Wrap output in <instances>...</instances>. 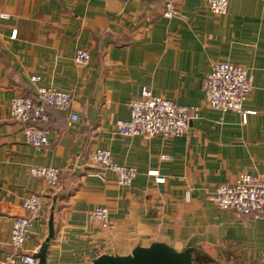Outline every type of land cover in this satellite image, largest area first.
<instances>
[{"label": "crops", "instance_id": "1", "mask_svg": "<svg viewBox=\"0 0 264 264\" xmlns=\"http://www.w3.org/2000/svg\"><path fill=\"white\" fill-rule=\"evenodd\" d=\"M175 1L179 14L166 18L154 0H2L0 244L15 217H30L21 203L34 194L42 208L21 253L36 254L52 221L46 264H91L152 244L192 249L194 264H264V214L236 218L210 200L240 174L264 178V0H228L224 16L206 0ZM79 49L89 52L85 67L73 62ZM217 62L247 72L244 122L205 105L204 82ZM39 88L69 93L77 116L70 122L44 107L52 122L34 124L47 131L44 149L27 145L25 125L9 115L12 98H34ZM143 89L197 108L198 117L180 137L119 141L116 123ZM97 149L135 169L129 187L110 171L103 179L90 173L87 154ZM32 167L58 169L57 187L30 176ZM97 207L108 210L109 227L89 219ZM7 253L0 248V262Z\"/></svg>", "mask_w": 264, "mask_h": 264}, {"label": "built area", "instance_id": "2", "mask_svg": "<svg viewBox=\"0 0 264 264\" xmlns=\"http://www.w3.org/2000/svg\"><path fill=\"white\" fill-rule=\"evenodd\" d=\"M160 3L162 14L172 18L179 14L180 4L175 0H154ZM209 11L216 16H224L228 9V0H206ZM6 17L0 0V21ZM15 33L13 34L14 37ZM90 55L87 50H76L73 62L76 66L88 65ZM38 78H32L37 81ZM252 91V85L244 68L229 62H217L204 82V102L213 110L221 112H237L246 120L249 111L243 110V103ZM71 96L67 92L54 88L37 89L34 98L16 96L9 104L10 118L23 123L22 130L25 143L36 149L48 146L47 131L34 124H49L52 118L44 107L68 114L70 122L77 120L71 114ZM129 118L116 123V135L119 141L130 137L142 138H175L184 135L192 120L198 117V109L176 105L161 97L153 95L148 89H143L140 95L129 104ZM87 159L93 166L90 173L100 179L107 171L115 175L120 187H129L136 176L132 167L118 165L112 161L108 150L97 149L87 154ZM29 175L41 178L49 188H55L59 182L60 171L53 167H32ZM210 200L221 210L233 212L236 218L244 215L260 217L264 214V178L261 176L240 174L234 183L217 187L210 195ZM22 209L30 217H15L12 222L9 237L0 248L8 253L0 264H37L33 255L21 253V248L27 238L31 219L42 208L41 197L29 195L22 200ZM89 219L102 228L110 226L109 212L104 207H97L89 212Z\"/></svg>", "mask_w": 264, "mask_h": 264}, {"label": "water", "instance_id": "3", "mask_svg": "<svg viewBox=\"0 0 264 264\" xmlns=\"http://www.w3.org/2000/svg\"><path fill=\"white\" fill-rule=\"evenodd\" d=\"M53 238L52 221L48 224V236L41 244L34 257L37 264H46L48 243ZM91 264H194L192 249L175 252L163 244H152L149 247H136L128 256L101 255Z\"/></svg>", "mask_w": 264, "mask_h": 264}]
</instances>
